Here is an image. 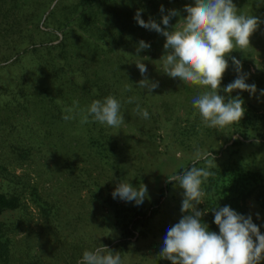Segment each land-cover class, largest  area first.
<instances>
[{"label":"trees","instance_id":"trees-1","mask_svg":"<svg viewBox=\"0 0 264 264\" xmlns=\"http://www.w3.org/2000/svg\"><path fill=\"white\" fill-rule=\"evenodd\" d=\"M52 1L0 0V62L13 57L0 67L22 65L30 58L41 76L38 85L23 75L17 82L2 83L0 116L6 120L17 117L20 130L24 127V117L33 116L46 125L45 135H54L50 141L60 155L57 163L71 172L72 188L85 189L89 199L105 207L98 220L106 237V243L101 244L120 252L122 259L137 251L136 240L148 238L147 249L139 252L140 259L135 264H171L161 259L159 252L167 229L180 219L175 214L183 215V195L178 194L180 187L176 182H168L167 174H182L192 165L194 153L190 148L204 147L215 156L213 163L217 167L211 169L215 175L202 185L205 202L197 206L198 210H207L202 221L210 231L219 233L213 208L230 206L248 216L247 201L252 200L264 209V101L261 106H255L248 100V91L234 90L231 95L244 100L245 115L239 122L218 130L206 127L192 106L193 97L204 91L202 86H187L182 82L160 101L154 90L147 94L136 86L139 81L135 78L134 70L138 69L135 62L140 58L130 60V57L136 55L139 42L145 41L146 36L145 28L134 19L136 12L142 9L141 18L147 22L155 19L153 14L163 2L174 6L184 0H162L159 7V0H55L50 8ZM257 1L233 0L238 10L248 7V14L264 21V2L258 6ZM22 41H26L23 47L19 44ZM233 51L238 53L242 66L252 60L247 48ZM124 54L126 57L122 58ZM226 56L229 67L223 75L221 89L237 78L232 52ZM246 73L249 74L246 83H254L258 92L264 90V66ZM110 94L121 101L125 122L119 128L92 122L91 118L81 124L83 113H74L75 118L69 121L62 119L65 108L78 105L75 112L80 113L93 100ZM220 94L227 95L223 91ZM129 97L136 100L127 103ZM137 103L148 111V119L134 111ZM22 111L25 113L21 118ZM159 129L162 132L158 133ZM157 136L164 142L162 150L157 149ZM172 143L182 147L179 156L175 149L170 151ZM8 146V151L0 152V177L13 181L20 174L9 171L6 162L21 166L32 155L34 144L18 138ZM253 147L252 160H245L244 151ZM146 151H151V156ZM196 166H203V161ZM105 168L113 170L110 175L104 174ZM120 180L133 187L152 180L142 205L113 198L112 192ZM26 198L36 206L48 227L58 226L59 202L42 195L37 183L28 179L13 190L0 191V214L27 205ZM164 205L172 207L169 215H173L168 221H159ZM19 228L18 221H0V264H12L13 243ZM259 228L264 234V224ZM83 252L73 260L81 258Z\"/></svg>","mask_w":264,"mask_h":264},{"label":"clouds","instance_id":"clouds-1","mask_svg":"<svg viewBox=\"0 0 264 264\" xmlns=\"http://www.w3.org/2000/svg\"><path fill=\"white\" fill-rule=\"evenodd\" d=\"M142 11L138 10L134 16L139 26L154 30L166 38L164 54L160 58L163 73L183 81L187 86L204 88L191 101L204 125L219 130L239 122L246 111L244 100L239 95L233 97L231 94L234 90H240L255 95L257 87L254 83H246L249 74L242 72L241 61L232 56L237 78L221 89L223 75L229 67L225 57L234 49L248 48L251 35L264 21L240 13L233 0H194V4L185 5L187 15L178 20L176 25L179 27L176 30L170 25V20L179 15L177 10H168L166 15H162L160 23L151 18L146 22L141 18ZM160 11L162 14L165 12L163 6ZM170 27L172 30H168ZM149 48L150 44L141 40L136 56L139 57L141 50ZM135 64L144 77L136 86L152 94L159 86L158 81L147 78V67L142 60L138 59ZM127 90L131 91V88ZM221 91L227 95H221ZM260 94L264 96V90ZM135 100L136 97H129L126 102L133 103ZM121 106V101L110 94L103 99L93 100L80 113L75 112L78 105L65 108L66 114L62 119L69 121L75 118L74 113H83L81 124L88 123L91 118L92 122L119 128L125 122ZM134 111L144 119L149 118L148 111L138 103ZM201 161L203 166L197 167ZM213 162L215 156L211 151L197 148L189 168L183 170L182 174H167L169 183L176 182L184 190L181 206L183 215L167 229L159 257L171 261V264H261L264 261V234L253 223L251 215L239 214L230 206L213 208L211 211L219 233L210 231L209 226L202 221L207 210H198L197 206L205 202L206 192L202 185L215 175L211 169L217 165ZM112 196L125 202L134 201L139 206L147 198L148 189L143 184L133 187L131 183L120 180ZM77 264H122V260L120 252L99 244L92 250H85Z\"/></svg>","mask_w":264,"mask_h":264},{"label":"rangeland","instance_id":"rangeland-1","mask_svg":"<svg viewBox=\"0 0 264 264\" xmlns=\"http://www.w3.org/2000/svg\"><path fill=\"white\" fill-rule=\"evenodd\" d=\"M159 1L157 7H159V4L162 2V0ZM54 2L55 0L50 3V8L53 6ZM263 2L264 0H258L257 5L261 6ZM233 3L235 4V2ZM243 3L246 2L243 1ZM187 4H194V0L179 1L174 6L173 3L163 2L162 6L165 12L162 14L160 10L157 11L153 14L154 20L160 23L162 15H166L168 10H177L179 15L170 20V25L176 30L179 27L178 24L176 25L178 20H182V18L187 15L184 11V7ZM247 9L248 7H244L240 13L250 15L247 13ZM48 10L49 9H47V11ZM46 13L47 12L43 14L40 22L43 21ZM252 15L254 16V14ZM161 27H164V25L161 24ZM41 28L46 27L41 25ZM168 30H172V28L170 27ZM144 34L146 35L145 42L150 44V48L141 50L139 57L132 55L130 60L136 57L140 58L139 60H142L147 67V78L150 81H158L159 86L154 89V91L157 101H160L161 97L164 96L166 98L170 89L179 86L180 83L183 84V81L170 78L163 73V62L160 58L164 54L163 44L166 38L154 30L145 29ZM24 39L25 37L22 38V40ZM25 42L26 41L20 42V46H25ZM247 50L250 51L252 60L247 61L246 64L242 66V70L246 73L249 71L255 72L256 69L262 68L264 66V23H261L258 30L251 35L250 46ZM232 56L240 60L237 52L232 51ZM125 57L126 54L122 56V58ZM12 58L1 61L0 64L10 62ZM225 58H227V56ZM22 63L24 64L19 65L18 63H14L0 67V85L2 83L9 84L17 82L21 75H23V78L31 81L33 85H38L41 76L36 71V63L30 58L24 60ZM134 71L136 72L135 78H138V81L144 78L141 76L139 69ZM260 93L261 92L257 91L255 95H248V100L255 106H261L264 101V96ZM179 98L182 100L183 97L179 96ZM179 110L183 112V107H180ZM23 113L25 112L22 111L19 114L21 118L24 117V115H22ZM0 118H2L0 119V152H3V150L8 151V144L12 141L16 142L18 138L23 139V141L27 143L30 142L34 144L32 155L21 166H14V164L6 162L8 170H14L16 174H20V178L18 179L15 177L13 182L7 178L0 177V191L13 190L14 186L20 185L24 180L28 179L30 182L34 181L37 183L42 195L49 199L56 200L60 205L57 227H48L47 221L44 220L36 206L27 198V205L15 210H7L0 214V221L12 220L21 223V229H18L19 231L14 238L12 264H25V262L27 264H67L69 262H76L77 264V261L81 258L73 260L75 255L78 256L80 252L88 249L92 250L99 246L98 244L106 243V237L102 230L103 228L98 224L101 212H104L103 209H105V207H101L97 205L96 202L89 199V195L85 189L75 191V189L72 188L70 183L72 184L74 178H70L71 172L68 169L59 167L57 160L60 155L50 141L51 139L54 140V135L51 137L50 134L45 135L43 133L46 128L44 123H40L38 119L27 115L23 120V126L25 128L22 127L20 130V124L16 122L17 117H11L9 120H6L2 116H0ZM27 124L29 126L28 128ZM30 127L34 129L32 130ZM157 132L159 133L162 131L159 129ZM29 133H31V138H29ZM156 144L158 150L164 148V142L159 136H157ZM197 148L198 147L190 148V152L195 154ZM253 148V150L246 149L244 151L243 156L245 160H252V156L255 155V147ZM174 149L176 150V155L179 156L182 147L172 143L170 151H174ZM199 149L206 151L204 147ZM146 153L151 156L152 152L146 151ZM141 162H145V159H142ZM262 165H264V162ZM112 171L111 169L105 168L104 174L107 172L110 175ZM16 180L19 182H15ZM151 182L152 180H149L145 185L150 186ZM182 192L183 189L180 188L178 194L183 195ZM247 206L249 215L252 216L253 223L258 227L263 225L264 209L255 204L252 200L247 201ZM171 208L164 205L157 220L168 221L173 215L172 213L169 215ZM167 209H169L168 212H166ZM174 211L177 212L175 209ZM257 213L259 214V218H257ZM175 216L181 218V215L175 214ZM103 245L107 246L106 244ZM147 245L148 238L136 240L134 246L137 248V251L128 253L121 259L122 262L126 264H135V262L140 259L139 252L141 250H146Z\"/></svg>","mask_w":264,"mask_h":264}]
</instances>
